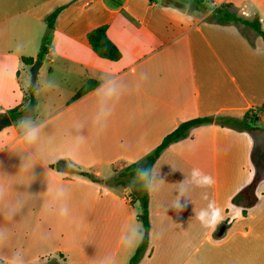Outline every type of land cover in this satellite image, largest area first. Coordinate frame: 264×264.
Here are the masks:
<instances>
[{
	"label": "crops",
	"instance_id": "1",
	"mask_svg": "<svg viewBox=\"0 0 264 264\" xmlns=\"http://www.w3.org/2000/svg\"><path fill=\"white\" fill-rule=\"evenodd\" d=\"M205 1L247 16L249 7L264 28V0ZM190 2L0 0V112L28 106L37 80L34 108L0 131V185L7 189L0 200V264L16 258L128 264L143 238L141 208L129 188L108 186L101 177L142 162L185 121L248 111L259 130L202 125L157 159L151 175L162 180L150 193L149 245L138 264H264V174L255 138L264 132V40L254 31L246 36L238 24L188 11ZM61 7L34 80L33 64L23 57L39 61L46 19ZM103 25L122 53L118 61L100 58L88 42V33ZM88 80L99 85L72 101ZM25 118L39 125L35 142L24 138L19 122ZM66 164L99 182L67 172ZM193 168L215 183L186 184L180 203H187L178 212L171 206ZM256 172L262 175L258 201L244 214L232 199ZM57 187L66 191V216L54 202ZM210 201L221 209L214 230L197 218ZM133 230L141 238L126 247L121 237Z\"/></svg>",
	"mask_w": 264,
	"mask_h": 264
},
{
	"label": "trees",
	"instance_id": "2",
	"mask_svg": "<svg viewBox=\"0 0 264 264\" xmlns=\"http://www.w3.org/2000/svg\"><path fill=\"white\" fill-rule=\"evenodd\" d=\"M194 10L204 11L205 14L209 13L207 20L210 22L220 23V24H241L245 27L251 28L256 35L261 36L264 40V28L262 26L260 14L254 10V16L249 17L244 14H239L232 10L230 4H226L217 8L210 6L205 0H191ZM64 7L57 9L50 16L47 17L48 23V34L44 37L40 54L38 60H42L45 55L48 53L47 41L49 38V33L54 29L56 21ZM107 25L99 26L87 35L88 42L92 47L93 51L100 58L108 59L111 61H118L122 58V53L119 48L110 40L107 35ZM24 63L32 65L34 63L33 58L23 57ZM99 85V82L95 80H88L86 84L76 93L72 101H75ZM35 89L32 86L28 92L29 104L24 109L15 108L9 110L8 113L12 120L22 117L25 114L30 113V111L36 105L35 100ZM257 116L253 114L252 111L246 112L242 116H233V115H216V116H206L198 117L181 123L173 132L165 136L162 143L151 153L149 154L142 162L133 163L125 167L117 175L113 176L110 180L106 181L108 186H123L124 188H129L131 190V200L132 203L138 202L140 204L141 211L138 214V220L142 223L143 226V238L140 242L136 253L130 259L128 264H138L149 245V233H150V212H149V201L150 193L144 187L141 181L136 179V170L138 168H147L152 174V169L154 164L160 155L173 143L187 139L190 136V131L196 127L202 125L215 124L221 127H229L236 129L238 131H257L259 130L257 126ZM67 172L71 174H78L85 176L95 182L99 180L91 173L86 171H81L72 166V164H66ZM56 167H59L57 164ZM261 174L256 172L253 181L243 188L239 193H237L233 199L232 203L238 206L243 207L244 214H247L249 208L253 207L257 201L258 196L256 193L257 186L261 180ZM136 181L133 183V181Z\"/></svg>",
	"mask_w": 264,
	"mask_h": 264
},
{
	"label": "clouds",
	"instance_id": "3",
	"mask_svg": "<svg viewBox=\"0 0 264 264\" xmlns=\"http://www.w3.org/2000/svg\"><path fill=\"white\" fill-rule=\"evenodd\" d=\"M52 83L54 86L55 84ZM105 84H102V88H105ZM20 127L24 130V138L29 142H35L38 138V129L39 125L35 122H33L30 119H22L20 122ZM83 137H79L77 140V143L83 142ZM136 179L142 182L143 187L149 191V193H153L158 191L160 181L162 179H157V176H153L150 174L149 170L147 168H138L136 170ZM136 181L134 180L133 183ZM215 183L212 176L207 175L203 173L199 168H193L190 174V180L181 182V189L179 190V199L171 206L175 207L177 211H182L187 201H185V204H181L180 200L181 197H186L184 195L186 189V184H190L196 187L201 188H208L211 187ZM7 189L5 186L0 185V200H2L6 195ZM66 197V191L63 187H57L54 189V202L59 205V213L62 216H66L68 214V207L65 200ZM205 199H208L207 195L204 197ZM8 215H14L15 210L13 208L7 209ZM197 218L201 221L202 225L205 227H210L213 230L216 228L218 223L221 220V209L218 208L214 201H210L208 204V207L206 209H202L199 214H197ZM3 234L4 231L0 230V240H3ZM140 235L136 230L130 231L126 234H124L121 239L123 244L126 247H133L135 244L139 242ZM13 264H24L22 258H16L13 260ZM103 264H110V261L105 260Z\"/></svg>",
	"mask_w": 264,
	"mask_h": 264
},
{
	"label": "rangeland",
	"instance_id": "4",
	"mask_svg": "<svg viewBox=\"0 0 264 264\" xmlns=\"http://www.w3.org/2000/svg\"><path fill=\"white\" fill-rule=\"evenodd\" d=\"M182 2H184V1H182ZM210 6H212V7H216V5H217V2L215 1V2H213V1H209V2H207ZM186 4V3H185ZM193 4L192 3H190L189 4V6L187 7V9H188V11H190V12H192V11H194L193 10ZM248 9V16L249 17H253L254 16V11L251 9V8H247ZM235 12H237V13H239V14H244L245 15V13H243L242 11H240V10H236ZM202 14H205V12L204 11H202L201 12ZM245 16H247V15H245ZM239 25V27H240V29L243 31V33L246 35V36H248V37H251V36H253L254 35V33H253V30L251 29V28H249V27H245L244 25H241V24H238ZM36 84H37V80L34 82V86L33 87H35L36 86ZM255 138H256V143H257V145L259 146V152H258V154H257V156H258V158L261 160V164H260V171L264 174V132L263 133H256L255 134ZM101 179H105L106 181L107 180H110L111 179V176H110V174H109V177L107 176V175H105L104 174V176L103 177H101ZM136 204H137V202H136ZM140 204H138V206H139ZM50 260V259H49ZM49 260L48 261H46V262H49ZM58 261H60V263H61V260H59V259H57ZM63 264V263H62Z\"/></svg>",
	"mask_w": 264,
	"mask_h": 264
},
{
	"label": "water",
	"instance_id": "5",
	"mask_svg": "<svg viewBox=\"0 0 264 264\" xmlns=\"http://www.w3.org/2000/svg\"><path fill=\"white\" fill-rule=\"evenodd\" d=\"M42 63L41 61H35L31 67V75H32V78L35 80L37 75H38V71L41 67ZM12 119L9 115L8 112L6 111H1L0 112V131L5 129V128H8L10 126H12ZM225 231V226H223L219 232V236H221Z\"/></svg>",
	"mask_w": 264,
	"mask_h": 264
}]
</instances>
